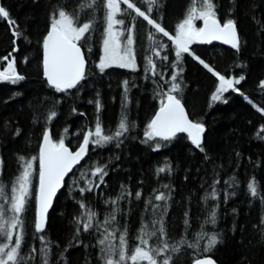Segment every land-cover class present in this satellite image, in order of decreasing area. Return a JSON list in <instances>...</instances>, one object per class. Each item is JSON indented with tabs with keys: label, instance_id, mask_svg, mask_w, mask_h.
<instances>
[{
	"label": "trees",
	"instance_id": "trees-1",
	"mask_svg": "<svg viewBox=\"0 0 264 264\" xmlns=\"http://www.w3.org/2000/svg\"><path fill=\"white\" fill-rule=\"evenodd\" d=\"M77 2L78 0H0L10 13L8 18L0 17V71H4L7 66V61L2 58L8 56L11 60L14 57L17 71L25 77L15 85L0 82V158L3 160L0 181L4 184L14 182V177L18 174V154L25 157L37 155L45 117L55 101H60L55 107L58 116L48 125L53 130V139L64 135V129L67 128L65 143L71 149H76L82 140V130L94 128L97 115L106 134L115 131L121 118L124 97L122 82L129 81L126 113L130 130L122 138L123 143L117 148L113 141L96 149L90 144L88 155L73 171L79 186H85L87 178H90L88 170L94 165H106L108 175L105 177V184L82 196L73 184L72 173L51 208L45 232L42 233L46 240L51 241L49 264H99L95 234L81 230L80 235L74 238V217L83 211L77 202L83 199L85 205L103 219L112 207L105 205L104 200L118 195L122 185L133 194L120 202L122 212L117 214L118 226L127 225L130 250L135 246L141 217L148 216L144 211L146 200L154 197L158 191H164L170 196L167 215L164 217L170 244L181 237L194 243L195 233L202 226L208 232L215 231L219 234L220 243L210 253L218 263L264 264V240L257 227L260 218L264 217V112L260 111L264 109V87L259 86V81L264 80V0H215L221 22L226 13H231L228 18L236 21L241 40L239 51L218 43H195L191 46L196 55L222 75L246 77L237 85L240 92L229 90L224 94L226 103L210 99L218 86V78L191 56L185 54L183 58L182 79L178 77L183 89L180 97L190 117L194 113L196 119L205 123L203 152L197 150L188 140L187 134L183 133L171 141L161 142L164 146L158 151L153 150L155 142H142L146 139L144 132L147 123L159 109L158 93L161 89L152 80H159L163 91H167V81L173 70L167 68L165 71V67L175 57L172 42L156 33L140 17L136 18L135 29L138 70L114 67L104 73L99 72L96 65L101 43L100 38L95 40L93 36L104 27L105 9L97 8L96 26L90 37L91 51L85 52L89 75L83 82L84 87L79 91L73 89L68 93H59L47 84L42 70L41 40L49 25L50 11L57 4L71 7ZM83 2L86 4L88 0ZM132 2L140 6L138 0ZM193 2L195 0H160L161 7L158 11L154 10L153 18L162 17V25L174 35L175 25L185 17ZM91 12L92 9L86 8L81 12V19ZM9 20L15 21L17 30L27 39L20 38L15 45L12 43L14 26L9 24ZM125 22L128 25L127 19ZM200 23V20L196 21L197 25ZM147 31H152L159 43L168 45L161 52V56L168 55V61L154 58L157 70L164 72L163 79L144 78L143 57L151 43L145 38ZM14 47H18V51H13ZM25 57L27 62H24ZM97 98L101 105L98 113L95 105ZM73 108L76 109L75 112L72 111ZM133 123L134 127L131 126ZM17 128L21 130V134L13 136ZM165 162L171 163V171L157 175L156 169ZM36 169L38 171V162ZM81 171L86 173L84 180H79ZM232 176L237 178L238 183L229 187L224 181H229L231 185L229 177ZM253 178L258 189L256 197L251 196L247 189V183ZM95 179L98 180V177ZM216 179L221 181L216 185L220 197L216 201L209 199L206 204L203 197L206 192L211 191L210 185ZM164 184L169 185V188H163ZM36 187L37 179L34 176L33 198L22 216L24 241L21 253L24 254L30 246L37 249V259L29 264H41V243L34 239L33 227L37 210ZM137 191L142 193L139 201L135 199ZM233 191L235 195H232ZM225 195L228 196L227 200ZM154 203H159L163 208L165 202ZM213 203L219 204L216 209L217 223L204 224ZM185 213L188 214L191 225L187 230L184 225ZM205 243L206 239L200 241L201 250ZM168 255L171 256V264H191L203 254L185 245L179 252L173 253L170 250Z\"/></svg>",
	"mask_w": 264,
	"mask_h": 264
},
{
	"label": "snow or ice",
	"instance_id": "snow-or-ice-1",
	"mask_svg": "<svg viewBox=\"0 0 264 264\" xmlns=\"http://www.w3.org/2000/svg\"><path fill=\"white\" fill-rule=\"evenodd\" d=\"M140 6L132 0H88L85 4L83 0L71 7L64 4H57L52 7L49 14V25L46 34L41 40L42 47V70L46 78L47 84L59 93H68L70 90L84 87V83L89 73L87 72L88 61L85 52H90V37L96 26L95 9L103 8L105 13L103 16L104 27L102 33V55L96 65L100 73L114 67L128 69L131 71L138 70L137 54L134 48V33L136 29V18L140 17L155 29L156 33L162 34L174 46L175 59L165 67L171 68L170 77L168 78L167 91H163V85L159 80L153 79L152 83L161 91L159 109L147 123L144 136L146 139L143 143L155 142L154 151H158L164 146L161 142H168L177 137L178 134H187L188 140L195 148L201 152L204 151L202 145L204 133L206 131L205 123L195 118L192 114L190 118L189 112L186 110L180 94L182 93V84L178 77L182 79L183 67L182 61L185 54L191 56L198 61L205 69L213 73L218 78V86L215 88L210 99L211 101H223L224 94L229 90L240 92L237 87L246 79L244 75L226 77L220 72L210 67L205 60L196 55L192 51V45L195 43L212 44L213 41H221L236 51L240 50L241 40L237 30L236 21L228 18L231 13H226L224 21L217 12V4L215 0H195L191 7L187 10L185 17L175 25L173 35L165 26L162 25V17L153 18L154 10L161 7L160 0H138ZM121 5L125 7L122 9ZM92 9L90 15H86L81 19V12L85 9ZM9 11L0 3V17L8 18ZM118 15L122 18H117ZM125 19L129 21L127 28L124 27ZM203 22L201 27L196 26V21ZM254 22H256L254 20ZM14 37L12 43L15 45L16 40L20 38L27 39L26 36L17 30L14 20H9ZM151 43L147 47V54L144 55V73L145 79L150 77H159L163 79L164 72L157 70L156 59L168 61L167 54L161 56L168 45L159 43L152 31L146 32V37ZM83 45V47H82ZM13 51H18V47H14ZM7 61L4 71H0V82H9L13 85L23 81L25 77L20 74L15 67V58L9 60L8 56L2 58ZM27 62V57L25 61ZM129 81L122 82L124 97L121 108V118L119 119L116 129L110 134L105 133V129L97 115L94 122V128L82 130V140L77 144L76 150L73 151L66 143L65 136L68 129H64V135L58 139H53V130L48 127L58 112L55 110L56 105L60 103L55 101L52 109L48 110L45 117L44 130L41 135V143L38 144V153L34 156L25 157L17 155L18 174L14 177V182L8 185L0 181V264H29L30 261L37 259V249L30 246L24 254L21 253L24 241V220L23 214L26 212L30 201L33 198L32 182L33 177L37 179V187L35 190L36 214L34 218V239H38L41 243L39 256L41 264H49L51 254L50 240H46L42 234L45 232L47 225V213L52 206L53 198L58 190L65 185V178L73 173V169L80 165L81 161L88 155L89 145L93 149L103 148L106 145L116 142L119 148L123 143L122 138L130 130L127 118V93ZM135 86V85H133ZM259 86L264 87V80L259 81ZM98 97V94H97ZM89 103H93L89 101ZM97 113L100 110V101H95ZM76 111L75 108L72 109ZM264 112V109H260ZM35 122V121H34ZM134 127V123L131 125ZM264 130V129H262ZM21 130L15 129L13 136H19ZM264 139V138H262ZM239 155V153H237ZM38 162V171L36 164ZM3 160L0 158V175H2ZM106 165L93 166L88 170L85 186H79L75 173L71 177L73 184L77 186L79 193H92L95 189H99L101 184H105V177L108 175ZM171 163L165 162L163 166L156 169V174L170 172ZM98 177V180L95 179ZM86 173L80 172L79 180H84ZM229 181H224L229 187L238 183L235 176L229 177ZM221 181L216 179L210 185L211 191L206 192L203 197L207 204L209 199L216 201L220 197V192L216 185ZM168 189L169 185H162ZM247 189L251 196H257V183L253 178L247 183ZM157 192V190H153ZM133 194L127 190L125 186H121V191L115 197H109L104 200L105 205H111L107 214L103 219L99 218V214L91 208H88L84 200L78 201V207L82 209V213L74 217L75 235L78 237L81 230L85 233L95 234L96 244L99 252V264H171V256L169 251L179 252L182 246L199 250L202 252V258L194 259L191 264H216L212 258L215 246L220 243L219 234L215 231L208 232L201 226V230L195 233V242L189 241L181 237L175 243H169L168 234L165 230L164 217L167 215V201L170 196L164 191H158L154 197L146 200L144 211L148 213L147 218L141 217L140 227L135 237V246L130 250L128 244L127 225L118 226L117 214L122 212L120 202ZM142 193L137 191L135 199L140 200ZM235 195V192H232ZM228 196L225 195V200ZM165 202L161 208L159 203ZM219 204L213 203L207 213L204 224L215 225L217 223V211ZM157 213L159 215L157 216ZM184 225L187 230L191 227L185 213ZM261 239L264 240V217L259 220ZM206 239L203 249H200V241ZM82 243V242H81ZM61 255V259H62ZM66 264V262H65Z\"/></svg>",
	"mask_w": 264,
	"mask_h": 264
},
{
	"label": "water",
	"instance_id": "water-1",
	"mask_svg": "<svg viewBox=\"0 0 264 264\" xmlns=\"http://www.w3.org/2000/svg\"><path fill=\"white\" fill-rule=\"evenodd\" d=\"M202 24H203V22L201 21V26H202ZM237 25V24H236ZM200 26V27H201ZM237 30H238V27H237ZM238 33H239V31H238ZM240 36V35H239ZM213 43H218V44H221V45H224V46H227V47H231L230 45H226V44H224L223 42H221V41H213L212 42V44ZM198 44V43H197ZM199 44H201V43H199ZM87 66H88V64H87ZM45 78V77H44ZM46 79V78H45ZM183 103V102H182ZM185 108H186V106H185ZM186 110H187V108H186ZM158 111V110H157ZM191 118V117H190ZM204 135H205V133H204ZM204 141V140H203ZM73 151H75L76 149H72ZM85 159V158H84ZM83 162V160L81 161V163ZM80 163V164H81ZM78 166V165H77ZM76 166V167H77ZM75 170V168L73 169V171ZM72 173H70L69 174V176L71 175ZM68 177H66L65 178V181H66V179H67ZM63 189V187L60 189V190H58V192H57V194H56V196L53 198V202H52V206H53V204H54V202H55V200H56V198H57V196L59 195V193L61 192V190ZM52 206L49 208V210H48V213H47V221H48V217H49V213H50V211H51V208H52ZM200 258H202V257H200ZM213 258V257H212ZM214 259V258H213ZM215 260V259H214ZM216 261V260H215ZM216 264H220V263H218L217 261H216Z\"/></svg>",
	"mask_w": 264,
	"mask_h": 264
},
{
	"label": "rangeland",
	"instance_id": "rangeland-1",
	"mask_svg": "<svg viewBox=\"0 0 264 264\" xmlns=\"http://www.w3.org/2000/svg\"><path fill=\"white\" fill-rule=\"evenodd\" d=\"M121 8L123 9L122 5H121ZM117 18H122V17H120V16L118 15ZM195 23H196V22H195ZM127 26H128V25H126V22H125L124 27L127 28ZM196 26L199 27L197 24H196ZM102 33H103V28L100 29V30H98L97 33L93 36V39H95V40H96L97 38H100V39H99V40H100V43H101L100 56L102 55ZM98 36H99V37H98ZM134 39H135V41H136L135 33H134ZM91 40H92V39H91ZM134 48H135V50H136L135 44H134ZM100 56H99V58H100ZM98 62H99V60L97 61V64H98ZM33 179H34V177H33ZM32 189H33V182H32Z\"/></svg>",
	"mask_w": 264,
	"mask_h": 264
},
{
	"label": "bare ground",
	"instance_id": "bare-ground-1",
	"mask_svg": "<svg viewBox=\"0 0 264 264\" xmlns=\"http://www.w3.org/2000/svg\"><path fill=\"white\" fill-rule=\"evenodd\" d=\"M185 105V104H184Z\"/></svg>",
	"mask_w": 264,
	"mask_h": 264
}]
</instances>
